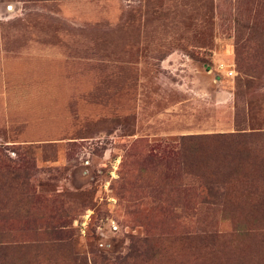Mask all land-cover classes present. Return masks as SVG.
Listing matches in <instances>:
<instances>
[{"label":"rangeland","instance_id":"374dc122","mask_svg":"<svg viewBox=\"0 0 264 264\" xmlns=\"http://www.w3.org/2000/svg\"><path fill=\"white\" fill-rule=\"evenodd\" d=\"M0 264H264V0H0Z\"/></svg>","mask_w":264,"mask_h":264},{"label":"built area","instance_id":"2783aa9c","mask_svg":"<svg viewBox=\"0 0 264 264\" xmlns=\"http://www.w3.org/2000/svg\"><path fill=\"white\" fill-rule=\"evenodd\" d=\"M232 74H233V72L230 71V72H229V76H231Z\"/></svg>","mask_w":264,"mask_h":264}]
</instances>
